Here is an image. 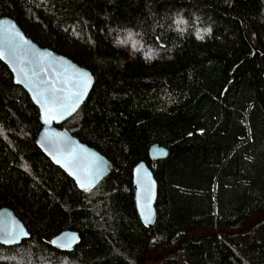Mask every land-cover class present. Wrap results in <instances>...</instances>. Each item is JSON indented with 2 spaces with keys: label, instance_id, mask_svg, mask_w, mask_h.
<instances>
[{
  "label": "trees",
  "instance_id": "16d2710c",
  "mask_svg": "<svg viewBox=\"0 0 264 264\" xmlns=\"http://www.w3.org/2000/svg\"><path fill=\"white\" fill-rule=\"evenodd\" d=\"M0 17L92 73L61 127L115 169L81 192L37 147L38 110L0 61V208L30 235L0 264H264V0H0ZM153 144L168 150L154 165ZM66 230L77 246H51Z\"/></svg>",
  "mask_w": 264,
  "mask_h": 264
},
{
  "label": "water",
  "instance_id": "95a60500",
  "mask_svg": "<svg viewBox=\"0 0 264 264\" xmlns=\"http://www.w3.org/2000/svg\"><path fill=\"white\" fill-rule=\"evenodd\" d=\"M0 61L9 69L14 84L28 94L38 110L41 129L36 137L37 147L81 192L92 191L115 171L114 166L98 151L80 142L66 127H61L89 96L94 85L92 73L62 55L39 47L8 17H0ZM167 156L165 147L153 144L149 148L153 165ZM132 185L141 223L152 229L156 220L158 184L146 162H138L133 167ZM29 237L15 213L0 208V245L16 246ZM78 242L79 235L66 230L49 243L61 250H71Z\"/></svg>",
  "mask_w": 264,
  "mask_h": 264
}]
</instances>
